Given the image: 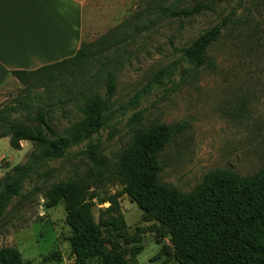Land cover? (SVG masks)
<instances>
[{
  "label": "trees",
  "instance_id": "16d2710c",
  "mask_svg": "<svg viewBox=\"0 0 264 264\" xmlns=\"http://www.w3.org/2000/svg\"><path fill=\"white\" fill-rule=\"evenodd\" d=\"M222 3L224 17L181 50L191 77L200 69L214 71L216 65L207 52L219 42L223 31L235 46L238 42L253 54L254 38L259 33L264 36L257 20L262 18L264 23V0H145L143 7L94 44L82 42L75 55L34 71H12L24 94L0 108V140L8 138L13 150H21L23 141L29 142L32 149L23 163L0 178V218L9 200L21 197L23 183L40 176L39 168L65 157L70 147L91 140L107 125L120 64L116 52L121 44L149 31L155 19L190 20L217 13ZM147 16L154 18L138 23ZM124 28L131 30L122 35ZM92 65L99 70L83 80ZM95 78L98 80L90 84ZM98 81L103 83V96L93 88ZM70 100L79 103L81 118L62 133L55 127L50 110ZM130 124V143L114 161H108L95 145H90L84 153L90 166L87 175L35 188L46 208L59 203L65 206L72 264H89L92 260L138 264L137 250L130 249L119 205L122 194L164 229L178 264H264V163L250 176L215 169L184 193L162 182L160 154L187 129V123L146 125L136 113ZM112 181L123 187L121 192L108 193L106 185ZM97 206L96 221L93 208ZM0 264L34 263L23 260L14 248H0Z\"/></svg>",
  "mask_w": 264,
  "mask_h": 264
},
{
  "label": "rangeland",
  "instance_id": "374dc122",
  "mask_svg": "<svg viewBox=\"0 0 264 264\" xmlns=\"http://www.w3.org/2000/svg\"><path fill=\"white\" fill-rule=\"evenodd\" d=\"M113 1L92 0L85 6L82 42L94 44L145 5V0ZM217 10L215 14L205 13L190 20L155 19L149 31L119 46L117 87L107 125L91 140L70 147L65 157L39 168L40 176H34L33 182L23 183L21 197L11 198L0 218V248H14L23 260L34 264H72L74 257L68 242L71 231L66 223L65 206L59 203L46 208L35 188L87 175L90 166L84 153L90 145H95L108 161H114L130 143V119L136 113H140L146 125L187 123V129L160 154L162 182L184 193L215 169L226 168L250 176L261 167L264 163V36L259 33L254 38L253 54H250L238 42L235 46L223 31L219 42L207 52L216 65L215 70L200 69L192 77L181 58V50L224 17V3ZM153 18L147 16L138 23ZM257 20L264 28L262 18ZM130 30L124 28L121 34ZM98 70L97 65H92L83 80L90 79ZM97 80H91L90 84ZM93 88L104 95L102 82L98 81ZM23 94L19 83L1 87L0 108L20 100ZM78 104L70 100L51 107L50 116L60 132H67L81 118ZM20 146L21 150H13L8 138L0 140V178L13 166L23 163L32 149L29 142L23 141ZM122 188L113 181L106 185L110 194L119 193ZM119 205L131 240L130 249L137 250V263L178 264L159 223L144 216L125 194L120 196ZM98 208H93L96 221ZM89 264L101 263L92 260Z\"/></svg>",
  "mask_w": 264,
  "mask_h": 264
},
{
  "label": "crops",
  "instance_id": "0c3cea01",
  "mask_svg": "<svg viewBox=\"0 0 264 264\" xmlns=\"http://www.w3.org/2000/svg\"><path fill=\"white\" fill-rule=\"evenodd\" d=\"M90 1L0 0V88L19 83L12 71H34L75 55Z\"/></svg>",
  "mask_w": 264,
  "mask_h": 264
}]
</instances>
